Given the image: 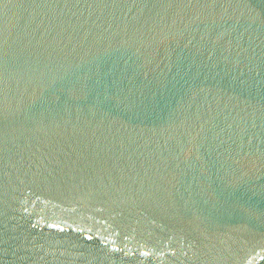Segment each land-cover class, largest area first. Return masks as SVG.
<instances>
[{"label": "water", "instance_id": "95a60500", "mask_svg": "<svg viewBox=\"0 0 264 264\" xmlns=\"http://www.w3.org/2000/svg\"><path fill=\"white\" fill-rule=\"evenodd\" d=\"M0 264H264V0H0Z\"/></svg>", "mask_w": 264, "mask_h": 264}]
</instances>
